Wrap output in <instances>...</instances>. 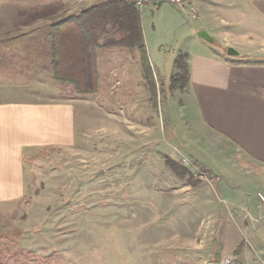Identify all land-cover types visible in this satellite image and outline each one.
I'll list each match as a JSON object with an SVG mask.
<instances>
[{
    "label": "rangeland",
    "instance_id": "obj_1",
    "mask_svg": "<svg viewBox=\"0 0 264 264\" xmlns=\"http://www.w3.org/2000/svg\"><path fill=\"white\" fill-rule=\"evenodd\" d=\"M14 1L13 7L5 9L21 12L25 4ZM159 3L141 9L148 57L159 74L155 78L156 94L145 75L119 82L113 75L117 61L106 58L113 53L109 49L99 51L98 73L103 83L95 94H77L70 84L54 78L52 84L32 85L46 98L77 99L76 143L72 147L39 149L35 157L25 160V203L12 204L0 216V264L51 263L53 258L40 252L51 247L65 258L58 261L66 263L82 259L95 264H208L215 227L203 225L201 219L212 222L219 210L212 203L204 208L197 191L203 188L205 197L213 198V187L219 186L213 183L219 180L213 182L218 176L213 177L200 165L208 180L201 179L182 163L183 156L197 162L198 150L204 159L219 164V172L210 166L223 174L221 183L228 190L237 188L239 205L253 207L257 190L251 174L233 169L231 154L209 145L213 139H207L198 129L185 91L171 89L176 55L221 47L220 53L228 57L227 48L215 39L209 42L199 37L200 24L178 6L164 2L158 8ZM230 28L225 31L231 32ZM227 38L240 45L254 43L255 39L261 44L262 40L247 33ZM130 52L134 56L136 51ZM138 59L141 62L140 55ZM29 87L18 84L13 90L25 92ZM167 159L189 171L186 177L178 176ZM222 196L226 198L224 193ZM220 206L228 208V215L235 213L227 202ZM21 217L25 232L12 227ZM153 233L173 236L177 241L173 246L164 241L154 246L148 242ZM62 247L74 253L75 259L61 253Z\"/></svg>",
    "mask_w": 264,
    "mask_h": 264
},
{
    "label": "crops",
    "instance_id": "obj_2",
    "mask_svg": "<svg viewBox=\"0 0 264 264\" xmlns=\"http://www.w3.org/2000/svg\"><path fill=\"white\" fill-rule=\"evenodd\" d=\"M98 1L21 0L17 4H25L24 11L12 12L5 8L13 7L15 1L0 0V216L4 215L2 210H8L12 204L25 203V160L35 157L39 149L72 147L76 143L74 106L77 99L46 98L32 85L52 84L54 78L49 43L50 24ZM185 1V9L181 10L200 24L199 33L206 31L222 47L248 50L244 52L246 58L225 57L220 53L221 47L189 53L190 81L184 95L189 110L194 113L198 129L207 139H213L209 145L219 152L221 149L223 153L231 154L229 160L232 168L251 174L257 190L252 208L240 206L237 188L228 190L221 183L223 174L211 167L222 171L219 164L204 159L201 150L195 153L197 163L212 172L213 177L218 176L214 177L213 182L219 180L213 183V186L219 184L213 187V193L210 192L213 198L205 197L206 190L203 188L197 191L203 207L212 203L219 210L212 222L205 217L201 219L203 225L215 227L216 244L212 245L208 264H222L224 258L232 254L236 258L233 264H255V259L264 257V202L259 197V194L264 195V0ZM159 2L158 8L167 0ZM226 27H231L229 30L232 31H225ZM245 33L260 37L261 44H256V39L255 44L250 41L246 45L226 39L227 35ZM108 36L118 39L120 34L110 32ZM108 49L113 53H108L106 58L117 61L113 75L118 76L119 82L121 79H140L144 76L136 48L118 45L99 51ZM129 51H136L135 55L129 54ZM238 60L249 63H233ZM151 64L157 78V65L153 61ZM99 82L103 83L102 80ZM18 84H30V87L24 88L25 92L13 90V86ZM225 202L235 208V213L228 215V208L220 206ZM165 217L167 219V212ZM24 225L25 220L21 217L11 226L25 232ZM4 226H7L6 222ZM159 237L153 233L148 242L156 246L164 241L165 245L171 243L173 246L177 241L169 235ZM22 244L25 247L24 237ZM239 248L240 251L236 253ZM155 250L149 254L151 258H154ZM45 251L41 249L40 252L53 258L51 263L46 264L74 263L59 262V259L65 258L57 254V248L51 247ZM40 252L37 254L44 256ZM61 253L75 259V254L66 252L63 247ZM80 260L74 264H95ZM123 260L127 261L126 258Z\"/></svg>",
    "mask_w": 264,
    "mask_h": 264
},
{
    "label": "trees",
    "instance_id": "obj_3",
    "mask_svg": "<svg viewBox=\"0 0 264 264\" xmlns=\"http://www.w3.org/2000/svg\"><path fill=\"white\" fill-rule=\"evenodd\" d=\"M110 32H117L120 37H109ZM49 43L55 80L70 84L77 94L90 95L99 91V50L118 45L138 50L150 90L156 94L155 77L145 43L142 11L130 0H100L50 24ZM233 63L249 62L238 60ZM174 66L176 69L171 76V89L185 91L190 81L189 54L176 55ZM167 164L182 178L189 172L172 159H167ZM239 251L240 248L236 253Z\"/></svg>",
    "mask_w": 264,
    "mask_h": 264
},
{
    "label": "built area",
    "instance_id": "obj_4",
    "mask_svg": "<svg viewBox=\"0 0 264 264\" xmlns=\"http://www.w3.org/2000/svg\"><path fill=\"white\" fill-rule=\"evenodd\" d=\"M158 1L160 0H130V3L141 10L150 4L158 3ZM167 2L178 6L180 9H185L186 6L185 0H167ZM181 161L185 166H188L190 169L195 170L196 174H200L201 179L207 177L205 172L200 169V164H198L197 162L187 158L186 156H183ZM206 180H208V178H206ZM259 197L264 202V195L259 194ZM235 259L236 258L234 254L229 255L228 257L224 258L222 264H233ZM255 264H264V257L258 258Z\"/></svg>",
    "mask_w": 264,
    "mask_h": 264
},
{
    "label": "water",
    "instance_id": "obj_5",
    "mask_svg": "<svg viewBox=\"0 0 264 264\" xmlns=\"http://www.w3.org/2000/svg\"><path fill=\"white\" fill-rule=\"evenodd\" d=\"M199 37L209 41V42H213V37L208 34L206 31H201L199 33ZM227 55L228 56H231V57H244L245 56V53L244 52H241L240 50H237L236 48L234 47H228L227 48ZM216 264V263H215Z\"/></svg>",
    "mask_w": 264,
    "mask_h": 264
}]
</instances>
